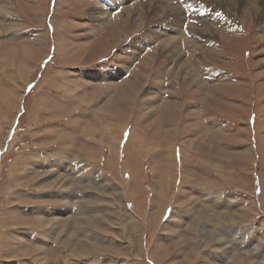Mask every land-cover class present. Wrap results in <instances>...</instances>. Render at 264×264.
Listing matches in <instances>:
<instances>
[{
    "label": "rangeland",
    "instance_id": "rangeland-1",
    "mask_svg": "<svg viewBox=\"0 0 264 264\" xmlns=\"http://www.w3.org/2000/svg\"><path fill=\"white\" fill-rule=\"evenodd\" d=\"M180 2L0 0V264H264V4Z\"/></svg>",
    "mask_w": 264,
    "mask_h": 264
},
{
    "label": "bare ground",
    "instance_id": "bare-ground-1",
    "mask_svg": "<svg viewBox=\"0 0 264 264\" xmlns=\"http://www.w3.org/2000/svg\"><path fill=\"white\" fill-rule=\"evenodd\" d=\"M221 1H223V2H234L233 4H232V6L233 7H236L235 9H237L238 8V10H240V12L241 13H243L244 15H251V13L252 14H254L255 16H257L256 14H258L259 12H257L258 10H259V8H256L255 7V2H257V1H261L262 2V4H264V0H251V3L249 4L248 3V0H247V2H245L244 4H243V0H235V1H232V0H221ZM142 2V1H141ZM152 2H156V1H152ZM157 2H160V3H162V5L160 6V9H159V12L160 13H162V14H164L165 12H167L168 14H170L171 12H176V14H178V19L181 21L180 22V25L179 26H177V31H180L181 32V27L184 25L183 24V22L184 21H186V18H187V16H186V14H185V12L184 13H182V11H179V10H177L176 9V7L174 6L173 7V5H171V4H174V5H180V9L181 10H183L184 9V6H187L188 7V4L186 3H184V4H182L181 2H180V0H169V1H166V4H164L163 3V0H157ZM184 2H186V1H184ZM127 3V2H126ZM171 3V4H170ZM117 7V6H116ZM149 7V6H148ZM151 7V6H150ZM168 7V8H167ZM194 7V6H193ZM196 8H197V6H195ZM228 7V6H227ZM178 8V9H179ZM114 9V8H113ZM195 9V8H194ZM243 9V11H241ZM264 9V8H263ZM112 10V9H111ZM168 10H170V12L168 11ZM197 10V9H196ZM233 10V9H232ZM106 11H107V13L108 12H110V8H107L106 9ZM189 11V10H188ZM194 11V10H193ZM261 11V10H260ZM158 12V11H157ZM94 13V12H93ZM159 13V14H160ZM111 15V14H110ZM109 15V16H110ZM108 16V15H107ZM108 16V17H109ZM130 16V15H129ZM133 16V15H132ZM131 16V17H132ZM158 16H160V15H158ZM254 16V17H255ZM102 17V16H101ZM105 17V16H104ZM172 17V16H171ZM137 18V17H136ZM177 19V18H176ZM221 20V19H220ZM219 20V21H220ZM99 21H100V19H99ZM176 21V20H175ZM211 22H214L215 23V19H207V20H205L204 21V23L205 24H202V26H193L194 27V29L191 31V28H192V23H191V21H189V22H187L188 24H187V26H190V30L187 32V35H191L194 31H196V30H198V28H201V30H203L201 33L203 34V36H205V33L206 32H210V30L209 29H211V27H213V26H215V24H212ZM218 22V21H217ZM178 23H179V21H178ZM220 23V22H219ZM263 24H264V19H263ZM171 28V27H170ZM177 31H175V33H177ZM161 32V31H160ZM219 31H217V33H218ZM163 33H164V31H163ZM182 33V32H181ZM221 33V32H220ZM167 34V33H166ZM175 36V35H174ZM202 36V35H201ZM189 38H191L190 36H188ZM159 38H161V37H159ZM164 38V37H163ZM186 37H184V39H185ZM192 39V38H191ZM182 40H183V38H181L180 37V40H179V36H178V34H177V36L175 37V38H171V37H169V36H167V39L165 40V43L163 44V48H164V50H166V51H170L169 53H172V54H175V55H173V57H175L174 59L175 60H179L180 62H182L181 60H182V57L183 56H181V52H182V49H181V42H182ZM194 41V40H193ZM149 45V44H148ZM1 47V46H0ZM137 47H138V45H137ZM137 47L136 46H134V48H136L135 50H139V49H137ZM184 47V46H183ZM144 48V47H143ZM14 50V49H13ZM9 51V50H8ZM181 51V52H180ZM175 52V53H174ZM167 56V55H166ZM185 57V56H184ZM171 58V57H170ZM24 60V59H23ZM173 60V59H172ZM185 60V59H184ZM176 63V62H175ZM189 64H191V62L189 63ZM182 66H181V68H182V70H186V65H184V64H181ZM146 67V66H145ZM149 67V66H148ZM175 69V68H174ZM188 69V68H187ZM194 74V73H193ZM187 77V76H186ZM191 78H193V77H191ZM188 80H189V78H187ZM217 122V121H216ZM79 150V149H78ZM171 151V150H170ZM75 165V164H74ZM73 165V166H74ZM81 172V171H80ZM71 174H73V173H71ZM79 174V173H78ZM77 174V175H78ZM76 177V176H75ZM84 179V178H83ZM67 181V180H66ZM73 181V180H72ZM71 186V185H70Z\"/></svg>",
    "mask_w": 264,
    "mask_h": 264
},
{
    "label": "snow or ice",
    "instance_id": "snow-or-ice-1",
    "mask_svg": "<svg viewBox=\"0 0 264 264\" xmlns=\"http://www.w3.org/2000/svg\"><path fill=\"white\" fill-rule=\"evenodd\" d=\"M165 219H167V217H165Z\"/></svg>",
    "mask_w": 264,
    "mask_h": 264
}]
</instances>
